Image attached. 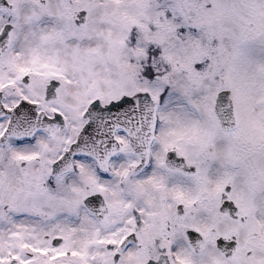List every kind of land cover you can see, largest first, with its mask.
Here are the masks:
<instances>
[{
    "label": "snow or ice",
    "instance_id": "6c2138e0",
    "mask_svg": "<svg viewBox=\"0 0 264 264\" xmlns=\"http://www.w3.org/2000/svg\"><path fill=\"white\" fill-rule=\"evenodd\" d=\"M0 264H264V0H0Z\"/></svg>",
    "mask_w": 264,
    "mask_h": 264
}]
</instances>
